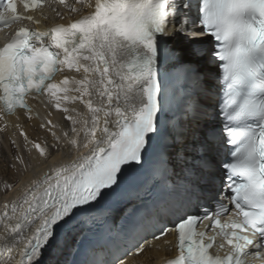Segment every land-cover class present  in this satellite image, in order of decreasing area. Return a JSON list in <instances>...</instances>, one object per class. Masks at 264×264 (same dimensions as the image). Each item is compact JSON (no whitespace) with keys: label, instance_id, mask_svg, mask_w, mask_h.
<instances>
[{"label":"snow or ice","instance_id":"1","mask_svg":"<svg viewBox=\"0 0 264 264\" xmlns=\"http://www.w3.org/2000/svg\"><path fill=\"white\" fill-rule=\"evenodd\" d=\"M21 2L30 13L49 0ZM58 3L69 13L88 11L40 28L43 13L37 19L19 13L17 0H0V31L19 25L0 45V118L23 112L31 119L28 99L43 98L70 129L58 135L48 120L39 127L53 144L21 130L24 145L15 146L45 163L61 144L79 153L4 204L0 264H76L58 258L61 233L80 229L82 243L93 228H105L101 205L149 160L138 191L164 195L145 214L125 208L132 228H108L109 240L83 264H125L152 241L172 246L169 233L177 254L164 264H264V0ZM173 38L181 49L169 48ZM164 62L178 65L191 86L171 116ZM201 62L216 66L215 80ZM65 72L79 78L57 81ZM76 104L85 111L69 107ZM115 239L127 241L122 252Z\"/></svg>","mask_w":264,"mask_h":264},{"label":"bare ground","instance_id":"2","mask_svg":"<svg viewBox=\"0 0 264 264\" xmlns=\"http://www.w3.org/2000/svg\"><path fill=\"white\" fill-rule=\"evenodd\" d=\"M206 39V38H204ZM172 42L179 49L183 44L180 38H173ZM202 63V71L212 73L214 68ZM63 75H77L74 72L60 73L56 76V80L59 81L63 78ZM69 107H76L79 111L84 112L85 109L82 105H69ZM73 115H75L73 113ZM17 116H5L0 118V140H3V145H0V212L3 211L4 204L15 200L22 194V191L30 185L33 180H39L45 173L49 172L50 167L53 165L70 163L76 155L74 151L69 150L67 147L61 144V151L57 152L52 150V156L48 161L42 162L37 158L36 153H28L27 148H17L15 145H24L23 137L20 135L23 130L30 139L36 140V142L47 141L49 144H53L51 135L45 128H40L39 125L51 120L52 124L57 125L54 129L58 135L61 131H67L70 129L71 124L64 118L62 111H58L52 107H49L44 100H40L32 112L31 119L26 117L25 113H21ZM15 142V144H13ZM2 143V141H1ZM86 151L84 149L81 150ZM15 155L24 157L25 163L20 164L14 159ZM12 165H15L13 167ZM12 184L11 189H6V184ZM80 229H65L59 238V246L57 248L58 258L61 261L67 260L68 253L73 246L76 237L79 235ZM161 244V242H158ZM163 250L150 249L146 250L139 256H133L130 258L128 264H161L164 260Z\"/></svg>","mask_w":264,"mask_h":264},{"label":"rangeland","instance_id":"3","mask_svg":"<svg viewBox=\"0 0 264 264\" xmlns=\"http://www.w3.org/2000/svg\"><path fill=\"white\" fill-rule=\"evenodd\" d=\"M1 141H2V143H1ZM1 144L3 145V140H0V145H1Z\"/></svg>","mask_w":264,"mask_h":264}]
</instances>
